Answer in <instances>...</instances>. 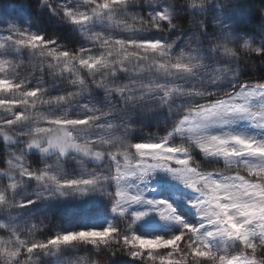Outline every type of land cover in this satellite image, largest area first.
Instances as JSON below:
<instances>
[{
	"label": "snow or ice",
	"instance_id": "6c2138e0",
	"mask_svg": "<svg viewBox=\"0 0 264 264\" xmlns=\"http://www.w3.org/2000/svg\"><path fill=\"white\" fill-rule=\"evenodd\" d=\"M212 2L143 0L152 6L145 16L130 8L141 0H80L76 7L62 0H42L62 19L81 26L87 46L58 45L15 25L0 35V137L7 142L6 166L0 168V232L5 233L0 235V264H44L45 258L81 245L107 249L110 264L118 255L139 264H264V83H243L231 67L241 46L259 57H264V46L229 35L219 23L216 34L209 33L206 12ZM178 3L205 13L191 17L199 32L179 51L174 49L182 34L172 41L138 37L180 29L175 22ZM97 24L105 30H97ZM203 35L209 36V56L201 50ZM25 50L30 59L46 57L48 68H58V78L70 80L75 90L52 95L42 77L33 83L31 72L18 70ZM120 73L127 74L126 83L119 79ZM225 80L232 83L230 90L218 86ZM96 89L109 97L103 106L94 103ZM113 96L119 97V106ZM182 97L192 100L173 107ZM197 98L215 99L197 103ZM146 100L179 112L181 118L167 135L133 143L128 125L117 123L113 114ZM41 112L47 113L43 122L38 118ZM243 120L261 134L225 128ZM216 128L224 130L214 132ZM194 148L205 157L222 160L234 174L199 170ZM34 151L55 159L33 168L28 158ZM70 156L79 157V175L70 176L60 167L61 159ZM85 160L104 166L89 171ZM241 168L247 176L240 174ZM160 172L195 193L188 203L197 223L186 222L167 200L148 196L155 191L151 182ZM30 181H35L37 191L34 199H25L22 193ZM91 194L110 200L123 228L112 221L104 228L57 231L39 240L34 238L38 225L33 219L17 222L21 210L40 200ZM149 212L179 225L180 231L168 238L136 234V223ZM25 230L29 238L22 239Z\"/></svg>",
	"mask_w": 264,
	"mask_h": 264
},
{
	"label": "rangeland",
	"instance_id": "374dc122",
	"mask_svg": "<svg viewBox=\"0 0 264 264\" xmlns=\"http://www.w3.org/2000/svg\"><path fill=\"white\" fill-rule=\"evenodd\" d=\"M3 1L5 0H0V3ZM62 2L68 3L69 7H76L80 0H70V2L69 0H62ZM222 7L223 6L220 5V10H214L212 13H210L209 25L207 28L208 32L212 35H215L217 32V24L219 23L223 26H226L225 32L229 35H234L237 38L241 37L235 35V31L233 30L230 21L227 23L228 19L219 14L222 12ZM130 8L132 11H139L138 9L143 10V15L145 16L147 15L146 11L148 12L152 10V6L144 4L143 0H141L140 4L131 5ZM176 9H178V4L176 5ZM197 16L199 15L197 14ZM177 17L178 14L176 11L175 22L180 25V29L173 28L175 32L171 33V35L169 36H174L171 40L168 41L175 40L176 34L174 33H180V31L183 30L182 27L186 25L188 23V19L191 18L189 17V15H185L181 18ZM64 21L66 22V29L72 28L73 30L67 36H65V34H61L62 29L65 27L62 26V24H65ZM71 24L72 23H70L68 20L62 19L61 15H57L56 13H54L47 4H42V0H10V3L6 6H0V35L6 34L9 27L15 25L20 28L28 29L31 32L44 35L46 40L54 39L58 45H64L73 49L81 46H87L88 42L82 34L81 26ZM96 29L105 30L103 25L101 24H97ZM197 30L199 31V29ZM117 35L126 37L127 33H117ZM138 37L141 39L154 38L163 40L165 38L167 39L168 32L160 33L157 31H150L146 33H139ZM200 41L204 43L202 39ZM242 43L243 42H241V44ZM180 49L181 48L179 46L175 48L174 51H179ZM185 51H187V49ZM207 55H210L209 52ZM22 59L23 63L18 70L23 73L31 72L33 75L43 70L42 73L45 74H39L35 76L33 78V83H35L37 79L42 77L43 82L50 90V94L55 95L65 89L69 91L75 90L71 85L70 80L58 78L61 75L58 68L49 70L48 68L45 69L44 65L40 66L43 63L41 61L42 57L40 58L39 56H36L35 58L30 59L28 51L25 50L23 52ZM45 60H47L45 63L48 64V59ZM209 62L214 63V61L211 59L209 60ZM225 62L226 61L221 63ZM53 72L56 73L55 76L53 75ZM67 74V71L63 73V75L65 76ZM244 78L245 77L243 76H238V79L243 83H248L250 85L259 83L254 80L247 81ZM119 79H121L122 82L126 83L127 74L120 73ZM31 86L32 85H30V87ZM218 86L223 90H230L232 87V83L229 82V80H225L218 82ZM215 87L216 85H213V88ZM238 87L239 85L237 84V88ZM92 98L97 106H103L105 102L109 100V97L105 95L102 89H96L92 93ZM205 99L212 100L215 98H197L196 102L202 103ZM111 100L119 106V97L113 96ZM191 100L192 98L190 97L178 98L173 102V107H175L176 105L187 104L191 102ZM43 107L47 106L45 105ZM76 110L77 109H74V111ZM137 111H141V113L137 114ZM136 114L138 117H136ZM44 115H47V113H38V118L41 122H43ZM180 118L181 115L179 112L169 111L167 106L161 107L156 101L151 100H146L140 105H137L135 107H128L121 112L113 114V119L117 123L123 122L128 125L129 139L133 143L145 142L150 139H156L157 137L167 135V133L171 131L175 121ZM229 127L245 135L261 134V131L248 120L239 121L235 125L225 126V128ZM222 130L224 129H213L214 132H219ZM177 143H179V140H177ZM0 144L3 153L2 165L3 167H5L6 165L4 163V160L7 154V142L4 141L2 137H0ZM192 156L196 161L199 162V170H203L205 172L219 170L223 171L225 174H234V171L227 168L223 164L222 160L205 157L203 153L199 151V149L194 148L192 151ZM28 159L32 164V167L36 168L42 167L45 160H50V162H52L55 158L51 156L43 157L41 153H39L38 151H34L29 155ZM121 162L123 163L122 157ZM59 164L60 167L65 170L70 176L79 175L81 172V164L79 163L78 156H76V158H72L71 156L68 158H63L61 159ZM83 166L86 167L89 171H99L100 167L104 166V162L85 160ZM193 166L195 167V165ZM240 174L245 176L248 175V173L243 168L240 169ZM151 187L155 189V191L148 193V196L150 198L167 200L177 208V211L183 216L186 222L197 223L196 214L188 203V201L193 199L195 196V193L191 189L185 187L181 182L174 180L171 176L163 172H160L156 175L155 179H153L151 182ZM36 191L37 186L35 181H30L22 195L25 199H34ZM100 207H103V209L106 208V211L109 210L112 213L110 200L106 196L99 194H91L82 199H73L71 197L50 198L47 200H40L36 204L21 210L20 215L17 217V222L24 223L29 219H33V221L38 225V230H33L34 238L45 240L54 235L57 231L66 232L79 230L81 228L106 227L109 222L113 221V215L103 214V210ZM137 208L140 210H145L141 208V206H137ZM84 215H88L91 218H84ZM41 218H44L42 224L40 223ZM179 231V225L162 220L156 212H149V215H147L141 221L137 222L135 225L136 234L145 237H154L160 235L168 238L171 235L178 233ZM0 235H5V233L0 232ZM20 236L22 239H27L29 238V233L26 230L21 231ZM94 249L95 248H93V251ZM86 254L87 250L85 248V245H81L76 248H68L59 253L56 257H49L48 259L45 258L44 264H108L107 262L109 255H102V253H99L98 255L93 257L95 261L88 262ZM117 257L119 258L120 256L118 255ZM2 260L3 258L0 257V262H2ZM118 264L121 263L119 262Z\"/></svg>",
	"mask_w": 264,
	"mask_h": 264
},
{
	"label": "trees",
	"instance_id": "16d2710c",
	"mask_svg": "<svg viewBox=\"0 0 264 264\" xmlns=\"http://www.w3.org/2000/svg\"><path fill=\"white\" fill-rule=\"evenodd\" d=\"M10 3V0H5L0 3V6H6ZM183 3V0L181 1ZM222 5V12L219 13L223 17H226L228 19L227 23L230 21L232 24L233 30L235 31V35L243 36L244 38L250 39L255 43V45H261L264 46V14H262V10H264V0H213L211 4L208 5L207 8V20H206V26L208 28L209 25V17L210 13H212L214 10H220L219 6ZM140 13L143 15L144 11L141 9H138ZM178 17L181 18L185 15H189V17H192L193 15H199L203 16L205 13H201L199 10L195 11H189L186 5H181L178 3V9H176ZM147 13V11H146ZM191 18L188 19V23L184 25L182 28L183 30L180 31V33H174L176 34V37L178 35L183 36V39L179 40L176 44V47L180 48L181 45H184V41L186 38L193 37L195 33L199 32L197 29H199V26H193L191 23ZM65 24H62V26H65L61 34H65L67 36L69 33H71L73 30L72 28L66 29V22ZM72 25V24H71ZM175 32V30H171L168 32L167 40H171L174 35H171V33ZM202 39L204 43L201 41V50L203 54L206 56L208 54V48L206 47L208 43V35H203L199 38ZM184 40V41H183ZM205 44V45H204ZM186 50V49H185ZM208 56V55H207ZM41 58V57H40ZM46 57H42V64L40 66H45L44 68H48V64L45 63L47 60ZM237 62L232 65L231 67L235 68L236 73L240 77H245L244 79L247 81H257L259 83H264V57H259L255 53H249L246 49L243 47H240L237 50ZM224 62V61H221ZM49 69V68H48ZM38 70V69H37ZM40 70V69H39ZM51 70V69H49ZM43 71V70H42ZM42 71H39V73H36L33 75V78L39 74H45L42 73ZM52 72V71H51ZM141 113V111H137V114ZM136 114V117H138ZM3 153H2V147L0 144V168L3 167ZM103 210V214H112L113 215V221L117 222L118 225L123 228V223L109 210L106 211V208L103 209V207H100ZM87 214V213H86ZM84 218H91L88 215H84ZM183 247V245H182ZM85 248L87 250L86 257L89 261H95L93 257L98 255L99 253H102V255H110L109 251L107 249H97L94 246L91 245H85ZM93 248L94 251H93ZM166 251V250H161ZM109 257V256H108ZM48 259V258H47ZM118 260V261H117ZM139 264L137 261L131 260L127 256H120L119 258H114L111 261V264ZM110 264L109 260L107 262Z\"/></svg>",
	"mask_w": 264,
	"mask_h": 264
}]
</instances>
